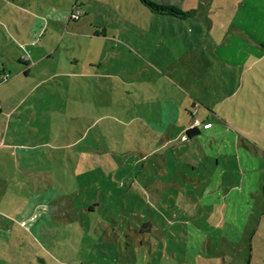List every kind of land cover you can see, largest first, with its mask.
Instances as JSON below:
<instances>
[{
    "label": "rangeland",
    "instance_id": "obj_1",
    "mask_svg": "<svg viewBox=\"0 0 264 264\" xmlns=\"http://www.w3.org/2000/svg\"><path fill=\"white\" fill-rule=\"evenodd\" d=\"M151 1L0 0V264H264V0Z\"/></svg>",
    "mask_w": 264,
    "mask_h": 264
},
{
    "label": "trees",
    "instance_id": "obj_2",
    "mask_svg": "<svg viewBox=\"0 0 264 264\" xmlns=\"http://www.w3.org/2000/svg\"><path fill=\"white\" fill-rule=\"evenodd\" d=\"M140 1L143 4H145L147 7L152 9L153 11H156V12H159L162 14L163 13L170 14V15L173 14V15L182 16V17L189 14V12L187 10H183L181 8L174 6V5L157 4L151 0H140ZM222 96H224V95H222ZM158 103H160L161 105H159V110L157 112V118L160 119L162 122H164V120H166V123H165L166 126L165 127H167V128L173 127L174 123H178V124H175V126H179V121L176 118V115L179 116V111L182 110V109H179V105H178V110L177 109L173 110L174 114H171L169 111H165V109H167V107H164L161 101ZM185 103H188L189 106H184L183 110H184V112H186L188 114L187 115L185 113L187 116L192 118L193 122H191V123L189 122L185 126L184 130L181 129L180 131H178V133L180 132V139H183V140H186L188 138H192L195 135H199L201 133L200 131L202 129V128L200 129V125L202 126V124H209L210 123V121L208 120V117L205 119H201V118L197 117V113L199 112V109L201 107L207 111H212L215 114V112L208 105H206L205 103L196 99L194 96L190 97L186 101H182V104H185ZM180 115L182 116V112L180 113ZM140 118L142 119V117H140ZM195 120L198 122V124L194 123ZM182 132H183V134H182ZM69 170L71 172V167H69ZM60 172L63 173L62 171H60Z\"/></svg>",
    "mask_w": 264,
    "mask_h": 264
},
{
    "label": "crops",
    "instance_id": "obj_3",
    "mask_svg": "<svg viewBox=\"0 0 264 264\" xmlns=\"http://www.w3.org/2000/svg\"><path fill=\"white\" fill-rule=\"evenodd\" d=\"M53 12V11H52ZM52 14H55V13H52ZM247 34V33H246ZM31 37L33 36V34L32 35H30ZM248 36H250L249 34H248ZM246 43H247V45L249 46V47H251L252 49H256L257 51H258V53L260 54L258 57H261L263 54H264V49H262L261 48V46L264 48V41L263 42H261V41H259V40H255V42H252V39L251 40H249L248 39V41H246ZM260 44H261V46H260ZM247 53H248V51H247ZM19 61H21L22 60V57L21 56H19L18 58H17ZM23 61H24V59H23ZM26 61V60H25ZM229 61H231V60H229ZM26 62H28V61H26ZM231 63L232 64H234L235 62H232L231 61ZM25 72H27V74H29V72H30V69L29 68H26L25 69ZM189 95V97H191V95L190 94H188ZM209 95L212 97V98H209V99H207V102L209 103L208 104V106L212 109V107H211V105L213 104V98H216L215 96H219V93H209ZM213 95V96H212ZM193 96L196 98V99H198V100H200V101H202L201 100V98H199L196 94H193ZM220 96H222L221 95V93H220ZM183 97V96H182ZM222 97H224L225 98V96H222ZM224 98H222L223 100H224ZM222 100V101H223ZM183 101V98L181 99V101L179 102V103H176L173 99H172V97H171V95H165L164 96V98L161 100V102H165L166 104H169L170 105V110H178V105L179 104H181V102ZM203 102V101H202ZM203 103H205V102H203ZM206 104V103H205ZM207 105V104H206ZM213 110V109H212ZM165 111H169V109H168V107H167V109H165ZM165 113V112H164ZM215 116H216V113H215ZM176 118H177V120L179 121L180 119H181V115H180V113H179V116H177L176 115ZM189 123V122H188ZM174 124H178V123H174ZM166 125V124H165ZM21 147L22 148H26V149H30V148H27V145L26 144H21ZM2 157V156H1ZM22 222H24V220L23 221H20V223H22Z\"/></svg>",
    "mask_w": 264,
    "mask_h": 264
},
{
    "label": "built area",
    "instance_id": "obj_4",
    "mask_svg": "<svg viewBox=\"0 0 264 264\" xmlns=\"http://www.w3.org/2000/svg\"><path fill=\"white\" fill-rule=\"evenodd\" d=\"M196 123L198 124V122H196ZM23 223H24V222H22L19 226L22 227V226H23Z\"/></svg>",
    "mask_w": 264,
    "mask_h": 264
}]
</instances>
